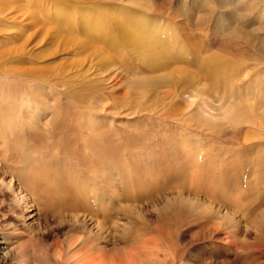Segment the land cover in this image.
Returning <instances> with one entry per match:
<instances>
[{
	"label": "rangeland",
	"instance_id": "374dc122",
	"mask_svg": "<svg viewBox=\"0 0 264 264\" xmlns=\"http://www.w3.org/2000/svg\"><path fill=\"white\" fill-rule=\"evenodd\" d=\"M0 35V47L23 49L14 56L6 55L2 59L1 67L13 69V61L22 58L23 64L15 65L16 69L28 67L34 73L36 71V77L40 73V76L42 74L50 82L66 83H56L65 88L66 94H62L61 103L63 102L66 112H63V109L58 112L57 109L37 103L35 108L30 102L27 106L22 103L20 97L14 101L17 111L27 110L29 113V110L34 109L39 112V116L29 113V119L41 124L46 121L41 110L45 114L46 111L51 115L57 113L59 117H53L72 125L75 131L79 122L90 120L94 130L101 127L113 138L115 144L110 146L109 143L108 147H112L116 154L118 150L122 154L124 179L119 185L120 188L115 185L113 187L104 180L101 172L96 169L95 162H92L93 159L87 164L88 156L82 150V144L89 139L88 143L86 142L89 147L93 146L99 152L102 149L98 139L88 133L80 135L82 144L78 146L74 142L65 141L60 152V156L63 155L57 159L59 162L50 163L47 169L50 173L55 172V169L51 171L53 164H60V168L55 172L63 173L59 176L58 186L60 183L64 185L66 173L73 170L77 173L80 186L95 184L93 189L98 196L97 202H93L92 194L87 191L90 187H83L86 191L78 203L87 205L90 209L105 199L110 203L108 209L115 210L127 228L125 236L103 239L96 236L97 230L90 222H87L88 228L85 230L79 227L77 229L68 223L69 220H60L51 212L39 215L35 223L31 224L29 233H24L20 226L16 232L9 231L7 224L14 222L9 218L0 223V264H101L102 260L106 261L104 264H114L113 261L116 262L117 258L124 254L132 260V264H227L228 257L231 256L230 250H236L240 255L236 264H251L250 260L236 249L233 241L240 240L241 243L242 240L248 246L261 245L260 247L264 248V224L261 232L253 229L250 223L260 214L258 208L264 210V174L254 176L258 173L256 160L264 154V134H255L248 130L249 125H254V120L256 125L264 123V0H0ZM39 67L40 69H37ZM67 82L70 84L69 88ZM52 86L58 87L49 83L47 85L49 90H52ZM63 89L61 87L62 91ZM89 94L90 96H87ZM259 97L263 100L260 98L258 101ZM117 98L116 104L112 105L113 99ZM46 101H49L50 105L53 104L52 95H49ZM99 101L103 102L102 104H111L112 109L101 108ZM24 106H27V109ZM31 106L33 108H30ZM123 106L126 109L122 108ZM101 114H108L109 117ZM204 115L208 121L206 118L204 121ZM211 115L216 118L212 120ZM228 115L230 118H227ZM240 115L245 117H242L244 120ZM259 120H262V123ZM22 121H25V118ZM214 122L219 124L214 125L216 129L211 128ZM234 122L236 125H233ZM238 130L243 131L236 134ZM233 132L235 134H232ZM232 135L236 138L230 137ZM231 138L235 142L238 141L231 146L230 151L228 150L230 153L227 152L229 160H246L245 163L254 161L256 163L252 166L255 165L256 172L254 173L251 167L250 173L248 168L245 173L246 182L252 177L249 179L252 187L239 190H235V187H220V190L225 192L223 194L226 196L231 190L232 193L240 191L241 194L236 193L240 196L239 201H248L249 207L255 209L247 216L249 219L246 217L249 221L244 220L247 227L251 226L250 230L244 225L241 226L247 229L245 235H248L249 239H238V236L232 241H227L222 231H209L198 223L195 225L194 216L185 204L187 199L195 201L200 197V201L196 202L203 206L208 202H204L201 194L199 196L187 188L184 168L190 153L199 158H206L208 153H216L221 159L224 151L220 147ZM30 142L32 145L39 143L38 140ZM176 143L179 144L175 145ZM73 144L78 147L77 152L73 150ZM243 145L247 148L244 149ZM225 146L227 145L223 147ZM171 147L174 151L170 150ZM251 147L259 153L254 150L253 152ZM67 149L74 156L67 153ZM237 149L239 150L236 152ZM198 150H202L203 154ZM250 151L256 153V156L253 157ZM49 154L54 155V150H49L47 155ZM80 154H85L86 157ZM210 156L212 157V154ZM32 161L34 160L26 159L28 165H32ZM61 162L64 163L63 166ZM152 172L154 173L151 174ZM253 180L257 184L252 182ZM251 189L253 192L257 190L254 193L255 201L252 199L254 196L250 198L253 195ZM232 193L229 197H232ZM236 198L234 197L235 200L238 199ZM61 199L66 201L64 197ZM83 206H79L80 209H86ZM182 207L185 210L181 209ZM229 209H226V212ZM220 216V221L224 222L232 220L233 213L230 216ZM235 219L238 221L240 218L237 216ZM64 225L66 226L63 227ZM86 237L89 239H85ZM83 239L89 242L88 251L83 249ZM101 248H104L107 254H100ZM257 258L258 263L264 264V253Z\"/></svg>",
	"mask_w": 264,
	"mask_h": 264
},
{
	"label": "bare ground",
	"instance_id": "6f19581e",
	"mask_svg": "<svg viewBox=\"0 0 264 264\" xmlns=\"http://www.w3.org/2000/svg\"><path fill=\"white\" fill-rule=\"evenodd\" d=\"M4 10H8V9L4 8ZM2 35H4V33ZM4 36H2V37H4ZM16 47H17V45H16ZM21 50H23V49L15 50V47L13 49H8L7 47H4V48L0 47V223H1V221H7L9 218H12L14 220V222H11V224H7V226H6V227L9 228L8 229L9 231L10 230H14L16 232V231L19 230L18 228L20 226L23 229L24 233H29V231L32 229L31 228V226H32L31 224L35 223V221L37 220L36 218H38L39 215L41 216L42 213H43V215H44V213L50 214L52 212V213L55 214V217L57 216V218H59L60 220L61 219L64 220V221L66 219H67V221L69 220L68 223L71 226H76V228L79 227V228L85 230L86 227H87V222H90L91 223L90 225H93V227H95L96 230H97L96 233H95L96 236H100L103 239H107L109 237L113 238L112 236H125L127 234V228H125L124 227V223L121 222L119 214H117L115 210L113 211L112 209H108L110 203L105 201V199L100 201L99 203L95 204L90 209H88L89 206H87V205L83 206V205H80L81 203L80 204L78 203L80 201L79 199H81V196L83 195V192L86 191V189H85L86 187H90V188H87V191L89 192V194H92L93 202L94 201H95V203L97 202L98 196H97V193H95V191L93 189V187H95V184L93 186H88L89 185V183H88V185H86V186H82V185L80 186V184L77 181L78 178L76 177L77 173H75V171L73 170V171H68L67 172L68 174L66 173V177H64V179L61 176L65 183H64V185H62L60 183V186H58L57 183L60 180L59 176H60V174H63V173L61 171H60L61 173L59 172L60 174H57L55 172H57L56 170L60 168L59 167L60 164H58V165L56 163L53 164V166L51 168V171L52 170L54 171V169H55V172L50 173V171L47 169V166L50 163L57 162L62 157L63 154L60 156V152L63 149L62 146L65 143V141H68V142H71V143L74 142V144L76 143L77 145L76 144L75 145L78 146V144H82L80 139H79L80 135L83 134V133L84 134L88 133V135L90 134L91 136H94V137H96V139H98L99 146L102 147V149L99 152V150L98 149L95 150L93 146L89 147L88 146L89 144H86V142L88 143L89 139L87 141L85 140L86 141L85 143L82 141L84 143V144H82L83 145L82 150L84 152H86L85 154L88 156V158H87V162L88 163L87 162H85V163L90 164L89 162H91V160L93 159L94 161H92V162L93 163L95 162L96 169L101 172L100 174L103 176L104 180L108 181V184L112 185L113 187H114V185L116 187H119V185L121 184V182H123V179H124V174H123L124 172L122 170V167H123V165H122V157H121L122 154H121L120 150H118L117 154H116L114 152V150L112 149V147H108L109 143H110V146H113V144H115L114 141H113V138L111 137V135L107 131H105L101 127H97L95 129L98 132L97 133L93 129L94 126L91 125V123H90L91 121L90 120L88 122L87 121L86 122H79L77 124V126H76L77 127V131H75L74 129H72V125L66 124L65 122H61L60 119L56 118V117H59V115L57 113H53L51 115L50 113H47V111H46V114H45V112H42V110H41L42 117L46 120L45 123L41 124V123H39V122H37L35 120L33 121V119H32V121L29 119V117H30V116H28L29 113L30 114H34L36 116L39 114V112L34 111V109L33 110L32 109L29 110V113H27V110H26V112L25 111L22 112V110H20L21 112L17 111L16 107L14 106V101L15 100L17 101L19 99V97H20L21 100H23L22 103H26L27 106H28V103L30 102V104L32 103L31 105H34V108H35L36 103H37V104H41V105H43V106H45L47 108L57 109L58 112H60L59 110H62V109H63V112H66V109L64 110V107H63L64 106L63 102L61 103L62 94L63 95L66 94V91L64 90L65 88L63 89V86H61L60 84H56V83H63V84L66 85V83H64L63 81H52V82H50L44 76H42V74L40 76V73L38 74L39 76L36 77L35 76V73H36L35 70L36 69H34L35 73L33 72V70L31 71V68L28 69V67L26 69H24V68L16 69L15 65H18V64L22 65L23 64L22 63L23 62L22 58H18L17 61H13L14 64H15L13 69H11L9 67H1V63L3 62L2 59L6 55L14 56V54H16L17 52H19ZM218 60H219V58H218ZM216 65L217 64H215L214 66L216 67ZM219 65H220V63H219ZM33 67H35V66H33ZM37 69H40V67L37 68ZM46 69H48V68H46ZM51 70L49 71V73L51 72ZM214 70L216 71L217 69H214ZM206 71H208V68L206 69ZM43 72H45V71H43ZM47 72H45V73H47ZM47 82L49 84H53L55 86H58L59 89H57L58 87L56 88V87L52 86L53 87V88L51 87L52 90H49L50 88L47 87V85H48ZM69 82H71V81H69ZM69 82H67V86H68ZM75 84L76 85L77 84L81 85V84H79V82L75 83ZM60 86L62 87L63 91L61 90ZM88 87H89V85H88ZM68 88H69V86H68ZM92 94H94V93H92ZM263 94L264 93H262V95ZM49 95H52V97H53V104H51V105L48 104L49 101L48 102L46 101V99L48 98ZM75 95L77 96L78 93L76 92ZM87 96H90V94L87 95ZM262 97H264V95ZM34 98H36V99L34 100ZM70 98H72V97L70 96ZM73 98H75V97H73ZM114 98H116V97H114ZM127 98H129V97H127ZM260 98L261 97L258 98V101H259ZM130 99H131V96H130ZM50 100H51V98H50ZM117 100H118V98L117 99H113L112 105L116 104ZM261 100H263V98H261ZM94 101H96V100H94ZM135 102H137V100ZM102 103L100 104V106L102 105L101 108L103 107L105 110H108L112 106L111 104L106 105V104H102ZM75 104H77V103H75ZM19 105H20V103H19ZM77 105H79V104H77ZM16 106H18V105H16ZM27 106L26 107L24 106V107L27 109ZM98 107H99V105H98ZM30 108H33V106H31ZM78 108L79 107H77V109ZM122 108H124V106ZM130 108H133V107H130ZM251 108H253V107H251ZM124 109H126V108H124ZM36 110H37V108H36ZM243 110H245V109H243ZM38 111H40V109H38ZM234 111H236V110H234ZM234 111H231V112H234ZM92 112H97V111H92ZM103 113H105V111H103ZM244 113H246V112H244ZM92 115H93V113H92ZM101 115H103V116L107 115L108 116V114H101ZM109 115H111V114H109ZM133 115H135V114H133ZM53 116H56V117H53ZM77 116L78 115H76V117ZM89 116H91V114ZM114 116H116V115H114ZM213 116L212 115L210 116V117H212V120L216 118V117L213 118ZM82 117L83 116H81V118ZM93 117H95V116H93ZM117 117H119V116H117ZM228 117H229V115L227 116V118ZM242 117L240 115L241 119H242ZM24 118H25V121H22V119H24ZM110 118H112V117H110ZM203 118H204V121H205V118H206L205 115H204ZM240 118L238 117L239 120H240ZM243 118H245V117H243ZM16 119H18V120H16ZM68 119L69 118H67V120ZM206 119L208 121V118H206ZM110 120H109V122H110ZM242 120H244V119H242ZM76 121H77V119H76ZM209 121H210V119H209ZM256 121H258V120H256ZM259 121L261 122L262 120H259ZM102 122H103V120L101 121V123ZM210 122H209V124H210ZM220 122H221V120H220ZM226 122H227V119H226ZM235 122H236V120H235ZM235 122L233 123V125L235 124ZM246 122L247 121H245V123ZM253 122H254L253 123L254 125H249V129L248 128H246V129H248L249 132H253L255 134H259V133L260 134H262V133L264 134V123H262L264 121H262L261 122L262 124H259V125H256L255 120ZM75 123L73 125H75ZM218 123H219V121H218ZM218 123L216 124L214 122V124L212 123L213 126L212 127L210 126V127L211 128L215 127L214 129H216L217 127L214 126V125L215 124L219 125ZM238 123L241 124L242 122L240 123V121H238ZM238 123H237V125L239 126ZM249 123L251 124L250 121H249ZM242 125H243V123H242ZM244 127H246V126L244 125ZM219 128H221V127H219ZM237 128H239V127H237ZM239 129H242V128H239ZM243 130L236 131V134H237V132H242ZM28 132H30L29 135H27ZM234 132L232 134H235ZM249 132L247 131V133H249ZM233 136L234 135H232L230 137H233ZM82 138H81V140H82ZM84 138H85V136H84ZM32 140H38L40 145H38L39 143L36 144V145H32L31 142H30ZM238 140H240L239 136H238ZM78 141H80V142H78ZM262 141L264 142V140H262ZM172 142H174V141H172ZM236 142H235L234 139L231 138L230 141H226V143H224L220 147L224 151V155L221 156V159H219L217 157L216 153H210V154H212V157L208 153L209 156H207L208 155L207 154L206 158L203 157L204 159L202 158V156H201V158H199L196 154L190 153L188 155L190 157L187 159L186 165L183 164V165H185V168L183 167L184 168V176H185L184 180L186 182V185L188 186V187L187 186L186 187L189 188V190L194 191L197 195L201 194L202 197L204 198V202H206V203L208 202V204H204V206H203L202 204H200V203L198 204L196 202V200L200 201V199H199L200 197L198 199H196L195 201L191 200V199H187L188 202H186L185 204H186L187 208L189 209V212H191V214H193V216H194V221L196 222L195 225H197V223H198L200 227H205L206 229H209V231H211V230H215L217 232L222 231L224 233V236H225L227 241H229V240L232 241V239H236L238 236H239L238 239L239 238H244L245 239L246 237H248V235L247 236L245 235V234H247L246 232H248L247 229L242 228L241 226L244 225V226L247 227V225H246L247 223H245L244 220L255 209L254 208L252 210L249 207V204L247 203L248 201L244 200L243 203H241L242 201H239L240 196H237L236 193H240V191H238L236 193L235 192L232 193V190L230 189L231 191L227 192V195L229 194L230 196H231V193H232V197L234 195H236L238 199L236 198V196H234L237 199V200H235L234 197L233 198L229 197V195L226 196V194H223L225 192L222 193V191L220 190V187L221 188L222 187H225V188L226 187H233V188L235 187V190H239V189H241L243 187H244V189H245V187H247V188L248 187H252V183H250L251 181H249V179H252V177H250L248 179V182H246L245 181V173L247 172V168H248V171L249 170L251 171V169H250L251 167H253L252 169H254L255 165L252 166V164H255L256 162L254 163V161H253V163H251L249 161L250 163H245V162H247L246 160H245V162L244 161L241 162V161H238L236 159H232L230 161L229 158H228V155H229L228 153H230V152H228V150L231 148V146H234L236 144ZM179 143H176L175 145H177ZM240 143L242 145V141ZM182 144L183 143H181V145ZM196 144H199V143H196ZM263 144L261 145L262 147H263ZM68 145L70 146V144H68ZM75 145H74V147H75ZM95 145H97V144H95ZM173 145L174 144H172L171 146L173 147ZM224 145H227V146L223 147ZM65 146H67V144ZM172 147H171L170 150H172ZM243 147H244V149L247 148V146H244V145H243ZM72 148L73 147L71 145V150H72ZM76 148H78V147H75L73 149L75 152H77ZM79 148H81V145H80ZM174 148L175 147H173V149ZM237 148H239V147L237 146ZM51 149L54 150L55 154L54 155H52V154L47 155L48 151L51 150ZM255 149H256V147H255ZM255 149L252 148V151L253 150L255 151ZM176 150H177V148L175 149V151ZM195 150L196 149H193V151H195ZM238 150L239 149H237L236 152ZM172 151H174V150H172ZM185 151H187V150H185ZM201 151H199V152H201ZM252 151H250V153L253 154L254 151L253 152ZM256 151H257V149H256ZM97 152H99V153H97ZM232 152H233V150L231 151V153ZM58 153H59V155H58ZM67 153L72 154V152H68V149H67ZM67 153H64V154L66 155ZM174 153H176V152H174ZM256 153H259V152H256ZM256 153L253 154V157L256 156L255 155ZM75 154H77V153H75ZM200 154H198V155L200 156ZM261 154H263V153L261 152ZM81 155H83V154H80V156ZM86 155H85V157H86ZM220 155H222V154H220ZM258 156L260 158V154ZM77 157H78V155H77ZM182 157H184V156H182ZM250 157H252V155ZM27 158H30L31 160H34V161H32V165H28L26 163V159ZM67 158L68 157H66V160H67ZM71 158H73V157H71ZM64 160H63V162H64ZM70 161H71V159L69 160V163H70ZM256 161H258L257 162V168H258L257 171H258V173L254 174V176H258V175L264 174L263 173L264 170L262 169V168H264V154L261 156V158L259 160H256ZM63 164L64 163H62V166H63ZM180 164H182V163L180 162ZM180 164H179V166H180ZM149 167L151 168V166H149ZM69 168L71 169V167H69ZM217 168H218V172L216 173V169ZM72 169H74V168H72ZM175 169H177V168H175ZM83 171H81V172H83ZM177 171L179 172V169ZM250 171L248 173H250ZM253 171H254V173L256 172L255 169ZM153 173L154 172H152L151 174H153ZM100 174H99V176H100ZM151 174H150V176H151ZM170 174H168V175H170ZM78 175H79V173H78ZM154 175L156 176L158 174H154ZM179 177H180V174H179ZM148 178H150V177H148ZM166 178H168V177H165V179ZM246 178H247V174H246ZM159 180L161 182V179H159ZM180 180H183V179H180ZM257 180H259V177H258ZM89 181H91V178L89 179ZM164 181H166V180H164ZM263 181H264V178H263ZM80 182H82V181H80ZM252 182H255V181L253 180ZM177 183L178 182L176 180V185L175 186H177ZM90 184H91V182H90ZM171 185H173V184H171ZM180 185L181 184H179V186ZM263 185H264V183H263ZM263 185H261V186H263ZM62 187H64V188H62ZM83 187H85V188H83ZM169 188H171V187H169ZM176 188L178 189L179 187H176ZM187 188H185V189H187ZM253 189H254V187H253ZM253 189H251V191H250L251 193L253 192ZM123 190H124V188H123ZM226 190H229V189H225V191ZM121 191H122V189H121ZM255 192L252 193L253 195L250 198H252L255 195L254 194ZM256 196H257V194H256ZM61 197H64L66 201L65 202L62 201ZM242 199H243V197H242ZM252 199L254 200L255 196ZM181 201H182V199H181ZM188 203H192V204H188ZM249 203H251L250 200H249ZM90 204H92V202ZM90 204H88V205H90ZM175 204L176 203H174V205ZM79 206H83L86 209H80ZM230 207H232L231 210L229 209ZM263 207H264V205H263ZM181 209H183V207ZM226 209H229V211L226 212L227 211ZM260 209H262V210H260ZM260 209L258 208V211H260V214H257L256 217L252 213L254 215L253 217H255V219L251 220L252 222L250 221V223H251L253 229H255L256 231L260 230L261 232H263L261 230V227L264 224V210H263V208H260ZM183 210H185V209H183ZM171 211H172V209H171ZM232 213H233L232 220H225L224 222L220 221L222 219L221 216H220L221 214H223L224 216H230ZM51 215H53V214H51ZM177 215H178V213H177ZM237 216L240 218L238 221L235 219ZM96 217H97V219H96ZM100 217L102 219H100ZM121 218H123V217H121ZM188 218H190V216ZM188 218L186 220H188ZM247 218L249 219V217H247ZM46 220H48V219H46ZM64 221H63V223L65 224ZM248 221L249 220H247V222ZM58 224H60V223H58ZM65 226L66 225H64L63 227H65ZM250 227L251 226H248L247 228H249V230H250ZM73 229H75V227ZM67 230H69V229H67ZM90 231H87V232H90ZM75 232H77V231H75ZM96 236H95V238H96ZM82 238H83V236H82ZM85 239H89V238L86 237ZM248 239H249V237H248ZM239 242H240V240H239ZM239 242H238V240L233 241V245L236 244L235 245L236 249L241 251V254H244L246 256V258H248L250 260L251 264H261V263H258L257 256H259L260 254L264 253V248H261L260 247L261 245L260 246H257V245H249L248 246L247 244L243 243L242 240H241V243H239ZM81 243L84 246L83 249H87V251H88V248L90 247L88 240H84ZM231 243H230V245H231ZM79 245H81V244H79ZM230 247H229V249H230ZM104 250H105L104 248H101L99 253L100 254H105L107 251H104ZM126 252H128V251L126 250ZM229 253H231V256L228 257L229 260L227 261L228 262L227 264H236L237 260H238L237 258L240 255H238L236 250H230ZM242 257H244V256L242 255ZM104 261L105 260H102L101 264H104ZM240 261H242V260H240ZM111 263H112V261H111ZM113 263L114 264H132L133 262H132V260H130V258L127 256V254H124L119 259L117 258L116 262L113 261Z\"/></svg>",
	"mask_w": 264,
	"mask_h": 264
},
{
	"label": "clouds",
	"instance_id": "9594fccd",
	"mask_svg": "<svg viewBox=\"0 0 264 264\" xmlns=\"http://www.w3.org/2000/svg\"><path fill=\"white\" fill-rule=\"evenodd\" d=\"M230 115V113H228Z\"/></svg>",
	"mask_w": 264,
	"mask_h": 264
}]
</instances>
